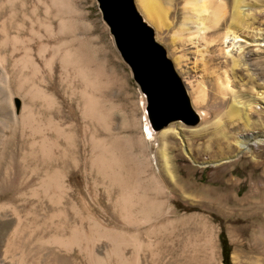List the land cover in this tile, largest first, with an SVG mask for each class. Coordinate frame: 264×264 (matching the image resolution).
I'll return each instance as SVG.
<instances>
[{
	"label": "rangeland",
	"instance_id": "1",
	"mask_svg": "<svg viewBox=\"0 0 264 264\" xmlns=\"http://www.w3.org/2000/svg\"><path fill=\"white\" fill-rule=\"evenodd\" d=\"M253 1L264 10V0ZM53 2L0 0V264H224L221 234L231 264H264V143L253 145L264 140V43L221 46L182 33V3L169 26L147 20L192 108L204 114L190 126L169 124L181 136L155 135L153 147L147 98L97 1L63 0L65 16ZM256 17L264 30V13ZM222 48L242 60L235 78ZM25 53L30 65L20 68ZM66 53L74 58L65 67ZM226 72L242 103L254 105L249 127L222 117L232 104V93L226 100L218 93ZM253 136L250 152L237 146ZM104 141L113 162L150 165L162 189L156 198L114 201L118 187L105 186L95 166ZM50 176L61 187L45 194ZM75 231L78 243L58 247L54 238L67 241Z\"/></svg>",
	"mask_w": 264,
	"mask_h": 264
},
{
	"label": "bare ground",
	"instance_id": "2",
	"mask_svg": "<svg viewBox=\"0 0 264 264\" xmlns=\"http://www.w3.org/2000/svg\"><path fill=\"white\" fill-rule=\"evenodd\" d=\"M53 1L55 2V3L53 2V5L57 4L58 11H62V14L65 16L66 10H65V5L63 4V0H53ZM181 3L183 4V18H182V23H181V28H182L181 32L182 33L183 32H192L193 34L198 35V36L211 37L214 42L219 43L221 46L227 45L229 41H232V43L234 45V41L236 43V41H242V40H245V41L248 40V41H250V43H254V44H256L258 42L264 43V35H263L264 30L260 29V27L257 26L258 22H257V17H256V15L258 13H261V14L264 13V10H259V9L257 10L258 5L253 0H134L135 6L143 14L141 12L140 13L145 16L146 19L144 18V16H143V18H144L145 23L148 25V27H150L151 25L147 22V20L151 24H153L154 27H157V29L158 28L160 29L163 26H165V27L169 26L168 17L171 15V11ZM53 5H52V7H53ZM54 8H56V7H54ZM47 13H48V10H47ZM45 15H46V13H45ZM47 28H49V27H47ZM62 32H63V30H62ZM73 43H75V42H73ZM228 47H226V48H228ZM58 50H59V48H58ZM58 50H56L57 51V57H59L58 56V54H59ZM220 51H222L224 55L231 56V55H229L230 54L229 51L225 52L223 48ZM55 52H54V54H55ZM27 53H25V54H27ZM77 53H78V51H77ZM83 54H85V53H83ZM24 56H26L25 59H22L20 61L18 60L20 62V68H21V66L25 67L27 64L30 65V63H29L30 62L29 60H31L30 57L28 56V54L24 55ZM71 57L67 53L64 54L63 56H61L60 60L63 63V66L66 67V65L72 63ZM231 57H232V64H231L232 66H231V70L229 72H231L232 77L235 78L236 75L234 73V69L240 67L239 65H241L242 60L239 57H235L233 55ZM55 58H52V59H55ZM72 58H74V57H72ZM87 61H89V59ZM77 67H78V65H77ZM77 67L75 68V70L77 69ZM17 68H19V67L17 66ZM83 68H84V66H83ZM77 71L79 72L80 70H77ZM227 74H228V72L225 73V77L223 80L219 79V81H218V93L222 97V99H224V100H226L227 97L230 96L229 94L232 93V104L223 113L222 117L225 116V118L227 117L231 120H234V119L240 120V121L244 122V125L249 127L250 120H251V113L253 112V109H254L253 106L254 105L251 104V102L249 104L242 103V100H240V98L238 97V95L236 94L234 89L231 87V79L229 78L230 76ZM83 78H84V76H83ZM85 81H83V82H85ZM85 83H87V85H88L86 89H88V87H89V90H94V84L89 83V82H85ZM34 93H36V92H34ZM29 95H31V94H29ZM5 96H7V94ZM258 97L261 99L262 102H264V95L258 96ZM90 99L91 98H88V99H85L86 101H84L85 102L84 113L87 110H89V113H90V111L92 110L94 101L92 99H91L92 100L91 101ZM201 99H202L201 97H197L196 99H194V103H196V105H197L198 102L201 101ZM190 102H191V100H190ZM191 106H192V102H191ZM92 111H91V113H92ZM87 113H88V111H87ZM195 113L197 114L199 119H201L204 115V114L201 115V113H199V112H195ZM88 114H86V115H88ZM94 114H95V112H94ZM92 116H94V115H92ZM145 119H146V125H145L146 126V132L148 134L147 136H148V139L152 142L153 147H155V145H154L155 143L153 142L155 135H160V137L161 136L164 137L166 135L169 136V134L171 135V133H176L178 136L180 135V133L177 130H174L173 128L167 127V126L164 127L162 130L155 132L154 130H152L150 128L147 116ZM34 134H35V132H34ZM252 139H255L254 136L248 137L246 139H244L243 137L242 138L240 137L237 140V146L241 150H247V152H250L249 145H250V143H252L251 142ZM44 140H42V142H44ZM262 143H264V140H262V139L256 140L255 144L253 143V145H258V144H262ZM43 152H44V150H43ZM162 155H163V158L166 160L167 159L166 152H164ZM101 157H99V158H101ZM108 159H106V160H108ZM104 160L105 159L102 157L99 160L101 163H98V164H101L104 166L105 165ZM96 162H98V161H96ZM110 163H114L113 158H112ZM110 165H112V164H110ZM166 167H168V165ZM52 178L53 177L50 176L49 178H46L47 180L42 181L43 182L42 187L45 189V192H46L45 194H48L50 192L51 188H53L54 190L56 189L55 191L60 190V187H61L60 182L58 183V181H56V179L53 180ZM62 228L63 227L61 226L59 228V230ZM54 239H57L55 243L58 245V247L59 246L64 247L65 244H67V243H69V245H72V244L74 245L75 243H78L80 237H78V233L75 231V233H73L72 236L67 241L63 240V237H59V236H58V238L56 237ZM13 245H14V243H13ZM13 245H12V247H14ZM90 250H92V249H90ZM116 254H117V252H116ZM30 257H31V255L29 253L28 258H30Z\"/></svg>",
	"mask_w": 264,
	"mask_h": 264
},
{
	"label": "water",
	"instance_id": "3",
	"mask_svg": "<svg viewBox=\"0 0 264 264\" xmlns=\"http://www.w3.org/2000/svg\"><path fill=\"white\" fill-rule=\"evenodd\" d=\"M114 44L146 96L151 129L173 122L192 125L198 116L165 48L154 39L133 0H96ZM215 165V164H213Z\"/></svg>",
	"mask_w": 264,
	"mask_h": 264
},
{
	"label": "crops",
	"instance_id": "4",
	"mask_svg": "<svg viewBox=\"0 0 264 264\" xmlns=\"http://www.w3.org/2000/svg\"><path fill=\"white\" fill-rule=\"evenodd\" d=\"M104 80L105 78L102 75L101 77L99 76L100 83H102V81L104 82ZM101 87L104 86L102 85ZM102 93L99 95L100 98H103ZM105 131L108 132L109 129L108 130L106 129ZM104 136L106 137L107 134ZM104 142H105V144H103L104 148L103 147L102 148L99 147V148L101 149L100 151L105 159L104 160L105 165L103 166L96 163L95 166L99 169L100 173L102 174V178H104L105 180V181L103 180L104 182L103 184L105 186L118 187V189L117 188L115 189L116 197L114 198V201L124 200L125 203L127 204L128 202L127 200H129L131 197L140 196V197H145V199H147L146 197H149L148 199H153V197L156 198L157 194L161 192L162 189H160L158 183L156 182L157 176L154 173H152V168L150 167V165H148L147 167L139 166L133 168L131 167L130 164H128L127 166V164H125L126 162H118V163L114 162L112 164L110 162L112 160L111 155L113 153L112 150H110V148L111 147L113 148V146L107 143L106 141ZM144 169L145 172H143ZM159 184H162V182ZM151 195H153V197H150ZM155 205L153 207H155Z\"/></svg>",
	"mask_w": 264,
	"mask_h": 264
},
{
	"label": "trees",
	"instance_id": "5",
	"mask_svg": "<svg viewBox=\"0 0 264 264\" xmlns=\"http://www.w3.org/2000/svg\"><path fill=\"white\" fill-rule=\"evenodd\" d=\"M221 239V256H222V261L224 264H231V261L229 260V254H230V244L227 240V237L225 234H221L220 236Z\"/></svg>",
	"mask_w": 264,
	"mask_h": 264
}]
</instances>
